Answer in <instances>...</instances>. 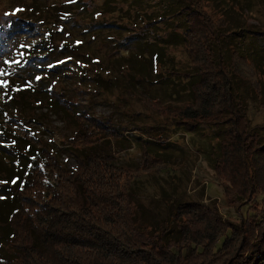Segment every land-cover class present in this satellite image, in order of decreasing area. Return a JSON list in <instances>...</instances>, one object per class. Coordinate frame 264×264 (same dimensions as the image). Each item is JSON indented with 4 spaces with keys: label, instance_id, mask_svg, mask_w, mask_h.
Here are the masks:
<instances>
[{
    "label": "trees",
    "instance_id": "trees-1",
    "mask_svg": "<svg viewBox=\"0 0 264 264\" xmlns=\"http://www.w3.org/2000/svg\"><path fill=\"white\" fill-rule=\"evenodd\" d=\"M101 1L58 6L19 0L15 17L0 24V264H200L201 258L209 264H264V125L252 131L247 100L255 92L252 99L264 95V47L243 42H264V30L232 23V12L262 0ZM103 14L111 21L97 18ZM35 30L38 40L27 43ZM104 30L123 37L124 47L112 42L111 64L97 68L101 62L91 65L84 47L88 36L94 41ZM151 33L156 35L149 39ZM177 46L187 60L171 52ZM73 64L85 66L80 81L93 79L97 94L125 90L155 113L169 115L179 136L195 135L204 125L220 129L212 161L216 178L235 207L261 195L253 214L237 224L214 202H184L172 217L177 238L166 242L165 224L138 192L141 177L173 167V154L163 151L179 138L156 130L145 140L126 138L76 96L57 91L50 78H75L68 68ZM165 100L169 106L162 105ZM48 115L75 127L65 140L75 168L30 130ZM118 140H127L125 150L136 141V168L115 164ZM181 185L173 178L174 192L163 196H180Z\"/></svg>",
    "mask_w": 264,
    "mask_h": 264
},
{
    "label": "rangeland",
    "instance_id": "rangeland-1",
    "mask_svg": "<svg viewBox=\"0 0 264 264\" xmlns=\"http://www.w3.org/2000/svg\"><path fill=\"white\" fill-rule=\"evenodd\" d=\"M38 1L48 2L50 5L52 3H57L58 6H60L71 0ZM215 1L213 0L211 2L217 3L218 0ZM262 1H256L251 9L242 11V13L232 12L233 25L238 26L236 23H239L241 26L253 25L264 30V4H262ZM18 2L19 0L0 1V24L7 25V21L15 17V14L18 13V9L14 7V5H17ZM100 2L102 1L100 0ZM220 5L221 4L217 6ZM92 7L94 6L92 5L88 10V15L90 17H92L91 12L94 10ZM80 11L81 9L79 12ZM71 12L74 14L75 9L73 8ZM97 18L99 20L104 19L106 21H111L110 14H103V16ZM77 22L84 27V18L80 17ZM68 25L71 29H78L77 27H71L72 23ZM57 26L58 25H54L53 29H57ZM94 35L96 37L94 41H91L93 35L87 38L89 42H87V45L84 47L85 54L91 57H86V59L91 60V65L92 62L94 63L96 60L100 61L101 64L96 66L97 68L108 66V64H111V56L115 52L113 51L112 42L117 44L116 48L124 47L122 44H119V42L123 40V37L118 36L113 31L108 33L105 30L96 32ZM154 35L156 34H149V39L154 38ZM38 38L39 35L35 30L28 34V40L26 42L32 43L38 40ZM109 39L112 41H109ZM243 42L245 43L244 47H256L259 49L264 47V42ZM233 44L237 45V40H235ZM132 48L133 50L138 49L134 44H132ZM171 52L176 54L180 59L187 60V55L183 47L177 46V48L172 49ZM60 59L61 57L56 60ZM83 67L79 65L74 66V64L68 67L72 70L73 74L76 73L75 78H61L59 80L51 77L50 81L57 91L63 92L69 96H76L79 102L90 110L92 109L91 111L95 113L96 116L104 120H109L126 138L130 136L141 137L143 135V140H145L157 134L154 130L157 132H166L170 139L172 137L179 138V144L177 146H169L163 151L173 154V167L168 168L165 172L159 174L158 177H141L140 182L142 189L138 192L140 197L139 200L165 224L167 229L165 236L166 242L177 238V229L172 222V217L177 206L184 202H200L208 205L214 202L224 218L237 224H242L250 213L253 214L251 209L255 203H261V195L247 205L235 207L227 202L225 187L216 178L212 167V161L213 158H217V152L214 148L217 145V135L215 132L218 133L220 129L218 130L215 126L204 125L198 130V134L196 133L195 135L188 136L180 132L181 136H179L177 133H179L180 130H175L176 127L173 124L174 122L169 118V115L158 114L155 113L153 108L148 106L145 107L140 100L136 98V94L133 96L121 89H114L112 92L101 89L100 93L97 94L98 89L93 79L86 77L84 82L80 81V78L86 74L85 68ZM95 71H97V69H95ZM67 73L71 72L68 71ZM73 79L76 80L74 81ZM262 80L264 81V77ZM245 94L247 95V93ZM256 95V92L251 94L252 97ZM251 96L250 99H247L249 102L248 117L252 123L251 129L254 131L257 125H264V95L259 100L252 99ZM150 98L155 99L153 95ZM246 98L249 97L247 96ZM169 101H174V105H179V107L184 104V101L181 102V100ZM164 102H166V100ZM162 105L169 106L168 101L165 104L162 103ZM168 109L170 111L172 108ZM30 130L37 135L38 139L46 143L51 150L58 154L70 169L77 166L75 158L70 154L71 152L66 151L68 148L65 142L66 138L71 137L74 133L75 127L73 125H68V123L64 122L59 116L48 115L42 121L31 124ZM262 135L264 136V132ZM117 143L119 144V148L116 145ZM133 143V148L125 150L124 148L125 144H127V140L114 141L112 151L117 157L116 165L130 166L133 168L137 167V164L140 162V150L136 141ZM173 178L183 180V185L179 186L181 195L178 196L175 192V197L166 198L163 196L162 191H166L167 193L174 192L170 186L172 185ZM201 260L200 264H209L208 260H204V258H201Z\"/></svg>",
    "mask_w": 264,
    "mask_h": 264
}]
</instances>
